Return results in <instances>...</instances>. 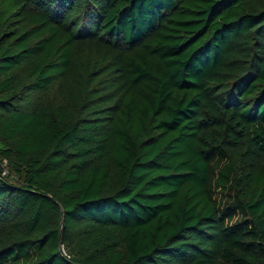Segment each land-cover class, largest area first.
<instances>
[{
    "label": "trees",
    "instance_id": "trees-1",
    "mask_svg": "<svg viewBox=\"0 0 264 264\" xmlns=\"http://www.w3.org/2000/svg\"><path fill=\"white\" fill-rule=\"evenodd\" d=\"M0 264H264V0H0Z\"/></svg>",
    "mask_w": 264,
    "mask_h": 264
},
{
    "label": "rangeland",
    "instance_id": "rangeland-1",
    "mask_svg": "<svg viewBox=\"0 0 264 264\" xmlns=\"http://www.w3.org/2000/svg\"><path fill=\"white\" fill-rule=\"evenodd\" d=\"M4 169H5V173H6V171H7L8 167H4Z\"/></svg>",
    "mask_w": 264,
    "mask_h": 264
},
{
    "label": "built area",
    "instance_id": "built-area-1",
    "mask_svg": "<svg viewBox=\"0 0 264 264\" xmlns=\"http://www.w3.org/2000/svg\"><path fill=\"white\" fill-rule=\"evenodd\" d=\"M4 165H5V163H4ZM3 173H5V169H4V172ZM6 173H7V171H6Z\"/></svg>",
    "mask_w": 264,
    "mask_h": 264
}]
</instances>
